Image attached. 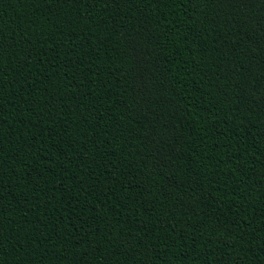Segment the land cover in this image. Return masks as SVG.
<instances>
[{
	"label": "trees",
	"instance_id": "16d2710c",
	"mask_svg": "<svg viewBox=\"0 0 264 264\" xmlns=\"http://www.w3.org/2000/svg\"><path fill=\"white\" fill-rule=\"evenodd\" d=\"M0 264H264V0H0Z\"/></svg>",
	"mask_w": 264,
	"mask_h": 264
}]
</instances>
